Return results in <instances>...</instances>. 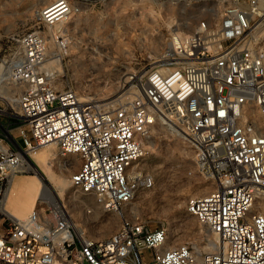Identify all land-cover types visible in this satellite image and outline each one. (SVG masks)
<instances>
[{
  "label": "built area",
  "instance_id": "obj_1",
  "mask_svg": "<svg viewBox=\"0 0 264 264\" xmlns=\"http://www.w3.org/2000/svg\"><path fill=\"white\" fill-rule=\"evenodd\" d=\"M62 1L37 12L38 22L68 18L73 10ZM49 38L64 45L55 33ZM10 41L0 67L9 96L0 105V264H264V0H232L213 21L202 17L189 34L172 35L175 61L131 77V100L109 109L58 88L39 26ZM204 67L211 77L200 78ZM156 124L187 144L199 176L216 182L185 204L215 237L205 238L210 249L171 243L167 227L128 215L131 201L155 185L139 162ZM51 143L67 159L64 168L78 166L68 178L74 190L122 212L107 237L75 230L69 199L42 196L23 217L7 212L13 177L32 172V154ZM79 206L90 213L87 203Z\"/></svg>",
  "mask_w": 264,
  "mask_h": 264
},
{
  "label": "rangeland",
  "instance_id": "obj_2",
  "mask_svg": "<svg viewBox=\"0 0 264 264\" xmlns=\"http://www.w3.org/2000/svg\"><path fill=\"white\" fill-rule=\"evenodd\" d=\"M52 1L0 0V67L3 65L4 55L12 46L10 36L39 26L48 39L47 62L52 65L50 71L54 83L58 88H73L83 100L98 104L103 109L125 105L134 95L135 79L139 80L147 70L165 68L169 66V62L175 61L171 59V52L167 49L172 35L189 34L202 17L213 21L221 9L232 2L67 0L73 6V11L63 22L55 25V35L62 37L64 42V45L57 46L55 40L49 38V27L38 22L36 13ZM131 77L135 79L131 80ZM4 87L8 85L0 83L2 106L6 105L9 98L8 89L5 90ZM0 119L4 121L3 117ZM146 145V152L139 165L153 175L155 185L131 201L126 207L128 215L137 217L151 228L167 227L171 243L191 240L206 249L205 238L215 237L194 216L186 213L185 204L190 197L214 189L216 182L196 173L192 152L187 144L162 125L153 126ZM43 148L44 146L39 150ZM51 150L55 156L50 160L54 176L64 177L68 181L69 175L78 166L64 168L67 159L58 154L55 144L51 145ZM31 165L36 167L34 163ZM39 172L42 182L52 194L48 180ZM30 174L32 172L14 177L13 194L10 193L7 200L10 210L16 212L20 200L18 194L21 190L15 181ZM194 192L198 194L193 195ZM51 196L58 200L69 199L67 207L75 230L79 229L91 238L110 235L122 217L121 211L103 210L91 196L81 194L70 184L65 195L56 196L58 198L53 194ZM38 200L39 198L36 204ZM79 202L87 203L90 213H83ZM17 216L23 217L25 213Z\"/></svg>",
  "mask_w": 264,
  "mask_h": 264
},
{
  "label": "bare ground",
  "instance_id": "obj_3",
  "mask_svg": "<svg viewBox=\"0 0 264 264\" xmlns=\"http://www.w3.org/2000/svg\"><path fill=\"white\" fill-rule=\"evenodd\" d=\"M60 4H64V2L62 0H53L48 5L44 6L42 8V10L50 11L51 8L54 9L55 7L59 6ZM64 9L68 11V8H66V6L64 7ZM71 10H73V6H71ZM36 13H37V11H36ZM58 24H60V23H58ZM48 29H49V31H51L49 33L52 34V33H55V30L57 28H55V25H54V26H50ZM210 69H211L210 67H204L203 72L200 73V78L206 79V77L208 75H209V77H211V75L208 73L210 71ZM0 71H1V68H0ZM172 72L167 74L165 76V78H167ZM164 74H165L164 71L160 70L159 74H157L156 76H158V78H160V75H164ZM138 86H139V84H138ZM4 88H5V90L7 89V87H4ZM136 92H139L141 94V87H139V90L136 88ZM51 145H52V143L47 144L44 146V148L42 150L40 149V150H37L35 153H33L32 159L35 163L34 166H36V167L32 166V174L27 175L23 178L17 179L15 181V183L18 184V186L21 190L20 193L18 194V195H20V200L18 201V204L16 207V210H17L16 212L10 210L7 206L8 197H9L10 193H12V189H13V181H12L10 191H9V194H8V197L6 200V204H5V208L11 216L18 217L17 216L18 214H24V213L26 215L27 212H30L31 209L37 205L36 200L42 196H46L49 200L55 201L58 199L52 198V196H51L52 194L55 198H58V197H56L58 195L59 196L65 195L66 188L68 187L69 183L66 179H64V177L60 178V177L54 176V174L52 172V169L50 167V160L51 159L53 160V158H55V156L53 155L54 153L51 150ZM52 149H53V147H52ZM39 171H41L44 174L45 178L48 180V182L51 186L52 194L49 193L50 191H49L48 187H46L44 185V183L42 182V177H41ZM14 177H13V179H14ZM196 194H198V192L193 193V195H196ZM95 206H97V205H95ZM77 231L82 232L79 229H77ZM210 247H212V245L209 242V243H207L206 249H210Z\"/></svg>",
  "mask_w": 264,
  "mask_h": 264
}]
</instances>
